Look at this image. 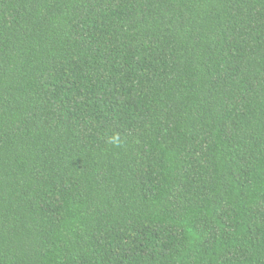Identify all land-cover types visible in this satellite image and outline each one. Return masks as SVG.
Instances as JSON below:
<instances>
[{
  "label": "trees",
  "instance_id": "16d2710c",
  "mask_svg": "<svg viewBox=\"0 0 264 264\" xmlns=\"http://www.w3.org/2000/svg\"><path fill=\"white\" fill-rule=\"evenodd\" d=\"M0 264H264V0H0Z\"/></svg>",
  "mask_w": 264,
  "mask_h": 264
}]
</instances>
